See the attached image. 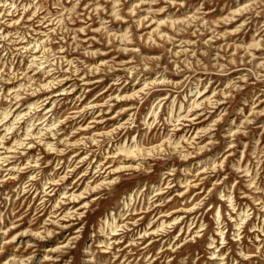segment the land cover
Wrapping results in <instances>:
<instances>
[{"label":"rangeland","instance_id":"1","mask_svg":"<svg viewBox=\"0 0 264 264\" xmlns=\"http://www.w3.org/2000/svg\"><path fill=\"white\" fill-rule=\"evenodd\" d=\"M0 264H264V0H0Z\"/></svg>","mask_w":264,"mask_h":264},{"label":"bare ground","instance_id":"2","mask_svg":"<svg viewBox=\"0 0 264 264\" xmlns=\"http://www.w3.org/2000/svg\"><path fill=\"white\" fill-rule=\"evenodd\" d=\"M9 11V10H8ZM10 12V11H9ZM49 89V88H48ZM53 89V88H52ZM55 89V88H54ZM220 100V99H219ZM200 102V101H199ZM213 102V101H212ZM198 104V103H197ZM194 115V114H193ZM189 117V116H188ZM191 117V116H190ZM207 130H208V128H207ZM41 141V140H40ZM3 162V161H2ZM70 198V197H69Z\"/></svg>","mask_w":264,"mask_h":264}]
</instances>
